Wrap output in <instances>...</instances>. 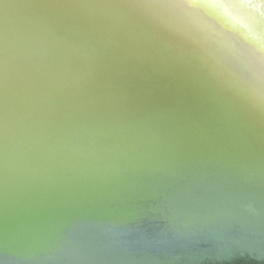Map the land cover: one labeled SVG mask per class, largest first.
Returning <instances> with one entry per match:
<instances>
[{
    "label": "water",
    "instance_id": "obj_1",
    "mask_svg": "<svg viewBox=\"0 0 264 264\" xmlns=\"http://www.w3.org/2000/svg\"><path fill=\"white\" fill-rule=\"evenodd\" d=\"M99 2L25 17L10 0L0 264H264V119L235 87L242 68L189 29L196 10L150 13L153 30L199 54L174 59L175 46ZM250 14L264 26L263 10ZM109 38L148 57L105 50L73 66L69 40ZM97 98L138 151L125 154L115 125L88 116Z\"/></svg>",
    "mask_w": 264,
    "mask_h": 264
},
{
    "label": "snow or ice",
    "instance_id": "obj_2",
    "mask_svg": "<svg viewBox=\"0 0 264 264\" xmlns=\"http://www.w3.org/2000/svg\"><path fill=\"white\" fill-rule=\"evenodd\" d=\"M65 0H16L23 8V15L25 17L36 16L49 9H59ZM77 7H84L75 0ZM10 0H0V37L3 36V30L6 27L7 11ZM98 8H116L123 10L131 23L150 32L155 37L162 40L165 44L173 45L177 49V56L174 59L196 60L199 54L191 49L185 48L179 42L171 40L167 35L153 30L149 25L150 13L153 10H197L210 9L217 6V0H100L99 3L90 5ZM67 47L72 53V63L74 67H80V61L90 62L99 53L105 50H112L122 52L124 54L133 56L148 57L147 53L137 48L135 45L123 40L111 39L101 41H90L86 47L75 43L72 40L67 42ZM5 60L0 56V73L4 71ZM212 76L219 78L222 73L213 71ZM2 86V80H0ZM237 90L241 92L250 101L252 108L257 112L262 119H264V57H261L258 63H252L244 67L237 74ZM93 107L88 113V116L96 121L103 123L108 120L115 128L108 129V134L112 135L116 144H123L126 153L138 151L140 148L138 137L133 130L127 128L120 123L119 119L111 114L107 105L102 98H97L92 101ZM3 126V121L0 119V127ZM103 131V129H101ZM108 150H112L109 146ZM120 167H113L111 170H119ZM6 179L0 178V190L6 188ZM8 219V205L6 199L0 195V235L3 237L5 227Z\"/></svg>",
    "mask_w": 264,
    "mask_h": 264
},
{
    "label": "bare ground",
    "instance_id": "obj_3",
    "mask_svg": "<svg viewBox=\"0 0 264 264\" xmlns=\"http://www.w3.org/2000/svg\"><path fill=\"white\" fill-rule=\"evenodd\" d=\"M260 9L264 0H217L214 8L189 11L188 26L243 69L264 57V26L250 14Z\"/></svg>",
    "mask_w": 264,
    "mask_h": 264
}]
</instances>
